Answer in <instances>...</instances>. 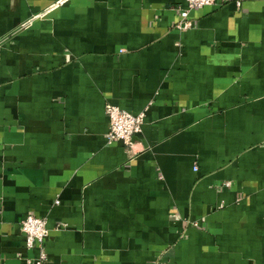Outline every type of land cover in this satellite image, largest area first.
Wrapping results in <instances>:
<instances>
[{
	"label": "crops",
	"instance_id": "crops-1",
	"mask_svg": "<svg viewBox=\"0 0 264 264\" xmlns=\"http://www.w3.org/2000/svg\"><path fill=\"white\" fill-rule=\"evenodd\" d=\"M216 2L0 0V264L29 214L45 264H264V0Z\"/></svg>",
	"mask_w": 264,
	"mask_h": 264
},
{
	"label": "built area",
	"instance_id": "built-area-1",
	"mask_svg": "<svg viewBox=\"0 0 264 264\" xmlns=\"http://www.w3.org/2000/svg\"><path fill=\"white\" fill-rule=\"evenodd\" d=\"M184 2L185 5L183 7L177 8L179 21L175 27L179 30H186L192 26V20L190 19L191 12L217 5L216 0H184ZM105 113L108 118L107 144L121 142L126 148H131L132 138L141 132L145 113L141 112L133 115L111 104H106ZM225 185L228 186L229 182H226ZM55 203L57 204L58 201H55ZM20 227L24 234L26 249L38 246L37 257L26 259L25 263L45 264L47 262V255L42 244L49 234L46 220L42 217L29 214L20 220Z\"/></svg>",
	"mask_w": 264,
	"mask_h": 264
}]
</instances>
